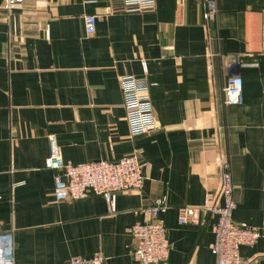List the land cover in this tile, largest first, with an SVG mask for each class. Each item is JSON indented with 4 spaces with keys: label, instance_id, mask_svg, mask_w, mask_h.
Returning <instances> with one entry per match:
<instances>
[{
    "label": "crops",
    "instance_id": "crops-1",
    "mask_svg": "<svg viewBox=\"0 0 264 264\" xmlns=\"http://www.w3.org/2000/svg\"><path fill=\"white\" fill-rule=\"evenodd\" d=\"M0 0V234L17 264H68L102 253L139 264L134 212L166 197L171 243L160 264H215L216 216L178 222V208L219 197L222 165L234 183V220L259 230L241 247L264 264V0ZM97 16L87 35L86 14ZM150 84L158 129L132 137L120 76ZM243 102L228 103V78ZM67 163L138 155L142 189L57 200L49 137Z\"/></svg>",
    "mask_w": 264,
    "mask_h": 264
},
{
    "label": "built area",
    "instance_id": "built-area-1",
    "mask_svg": "<svg viewBox=\"0 0 264 264\" xmlns=\"http://www.w3.org/2000/svg\"><path fill=\"white\" fill-rule=\"evenodd\" d=\"M24 0H4L3 8L12 12ZM207 8L211 14L217 11V0H208ZM97 16L89 13L84 16L87 35L96 31ZM125 118L132 137L145 135L158 129L153 108L150 84L135 75L120 76ZM223 91L228 103L243 102V80L240 76L227 79ZM50 154L47 167L54 172V194L57 200L78 199L89 194L102 196L113 212V197L120 192L140 190L145 181L141 158L128 155L121 158L103 159L89 163H67L62 156L61 147L54 136L49 137ZM170 208L166 197H159L149 206L134 210L140 215L130 227L134 240L132 255L139 264H160L170 253L171 243L165 215ZM236 202L234 183L228 162L222 165V178L219 197L209 199L199 206L184 205L178 208L180 224L200 225L202 213L216 216L213 228L212 250L216 256L215 264H245L241 247L255 244L262 233L234 220ZM0 264H17L14 256V234H0ZM68 264H106V257L98 253L93 257H74Z\"/></svg>",
    "mask_w": 264,
    "mask_h": 264
},
{
    "label": "rangeland",
    "instance_id": "rangeland-1",
    "mask_svg": "<svg viewBox=\"0 0 264 264\" xmlns=\"http://www.w3.org/2000/svg\"><path fill=\"white\" fill-rule=\"evenodd\" d=\"M18 7V6H17Z\"/></svg>",
    "mask_w": 264,
    "mask_h": 264
}]
</instances>
